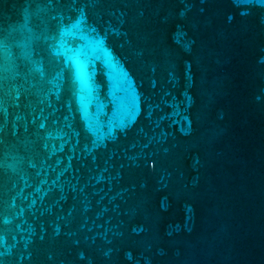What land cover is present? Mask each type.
Here are the masks:
<instances>
[{
	"label": "water",
	"instance_id": "1",
	"mask_svg": "<svg viewBox=\"0 0 264 264\" xmlns=\"http://www.w3.org/2000/svg\"><path fill=\"white\" fill-rule=\"evenodd\" d=\"M0 264H264V0H0Z\"/></svg>",
	"mask_w": 264,
	"mask_h": 264
}]
</instances>
